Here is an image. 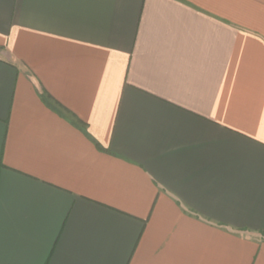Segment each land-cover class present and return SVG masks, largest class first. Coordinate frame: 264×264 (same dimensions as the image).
I'll return each mask as SVG.
<instances>
[{
	"label": "crops",
	"instance_id": "1",
	"mask_svg": "<svg viewBox=\"0 0 264 264\" xmlns=\"http://www.w3.org/2000/svg\"><path fill=\"white\" fill-rule=\"evenodd\" d=\"M0 264H264V0H0Z\"/></svg>",
	"mask_w": 264,
	"mask_h": 264
}]
</instances>
